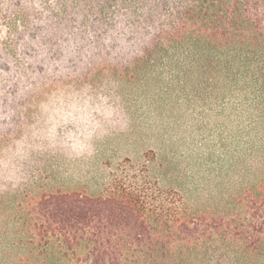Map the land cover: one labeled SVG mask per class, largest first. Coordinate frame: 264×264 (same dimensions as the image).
I'll return each instance as SVG.
<instances>
[{
  "label": "trees",
  "instance_id": "trees-1",
  "mask_svg": "<svg viewBox=\"0 0 264 264\" xmlns=\"http://www.w3.org/2000/svg\"><path fill=\"white\" fill-rule=\"evenodd\" d=\"M0 18L40 44L22 57L203 106L235 158L226 183L199 184L192 199L163 184L173 166L153 150L108 165L91 195L38 186L28 202L32 189L21 199L0 181V264H264V0H0ZM0 67L2 148L45 82L31 64Z\"/></svg>",
  "mask_w": 264,
  "mask_h": 264
},
{
  "label": "rangeland",
  "instance_id": "rangeland-1",
  "mask_svg": "<svg viewBox=\"0 0 264 264\" xmlns=\"http://www.w3.org/2000/svg\"><path fill=\"white\" fill-rule=\"evenodd\" d=\"M10 25L0 18V52L10 53L8 61L0 63L9 62L18 75L31 64V81L43 77L45 82L27 109V124L0 148V181L22 192L21 199L25 187L32 189L28 202L44 190L38 186L48 192L98 193L108 165L126 157L142 161L150 150L159 156L158 163H172L163 184L193 191L191 199L194 190L202 188L199 184L208 188L227 182L235 158L222 147L218 120L212 116L210 121L203 106L159 97L157 89L144 95L138 83L134 86L109 74L86 77L79 74L80 65L22 57L23 46H41L30 41L23 23L9 29ZM0 76L2 87L7 76L1 67ZM5 91L0 90V101ZM17 239L10 235L2 246Z\"/></svg>",
  "mask_w": 264,
  "mask_h": 264
}]
</instances>
